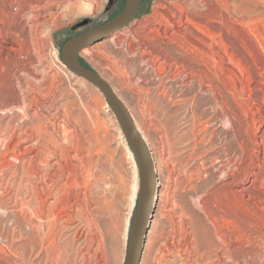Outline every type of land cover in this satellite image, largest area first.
I'll return each instance as SVG.
<instances>
[{"label":"rangeland","instance_id":"374dc122","mask_svg":"<svg viewBox=\"0 0 264 264\" xmlns=\"http://www.w3.org/2000/svg\"><path fill=\"white\" fill-rule=\"evenodd\" d=\"M30 2L22 0L18 36H0V258L9 256L10 237L20 251L32 234L41 253L34 264H44V255L52 264H111L100 243L121 221L122 264L137 168L106 99L71 73L60 51L67 39L105 24L125 0L55 4L44 16L30 14ZM200 45L214 49L209 86L186 76ZM86 49L78 60L140 122L158 174L140 264H264V179L252 182L264 154V0H143L132 22ZM96 118L105 125L102 140L92 131ZM156 121L170 129L168 139ZM234 245L251 246V255L231 256Z\"/></svg>","mask_w":264,"mask_h":264},{"label":"water","instance_id":"95a60500","mask_svg":"<svg viewBox=\"0 0 264 264\" xmlns=\"http://www.w3.org/2000/svg\"><path fill=\"white\" fill-rule=\"evenodd\" d=\"M142 1L125 0L122 9L105 24L67 39L60 51L61 60L71 73L91 83L106 99L137 168L139 183L136 214L130 228L122 264H140L154 209L153 196L158 189L156 185L157 172L148 144L122 99L103 77L78 60V54L84 48L108 37L132 22Z\"/></svg>","mask_w":264,"mask_h":264},{"label":"bare ground","instance_id":"6f19581e","mask_svg":"<svg viewBox=\"0 0 264 264\" xmlns=\"http://www.w3.org/2000/svg\"><path fill=\"white\" fill-rule=\"evenodd\" d=\"M29 1V0H28ZM58 1H60V3L58 2ZM78 2V1H81V0H31V2L30 3H32V10H30V14H31V12H33L34 13V11H39L40 13H42V11L43 10H47L49 7H51V6H53V5H55V4H63V6L66 8V9H71V8H73V6H76V5H74V3L75 2ZM24 2V1H23ZM25 3V2H24ZM28 3V2H27ZM28 5V4H27ZM59 6V5H58ZM59 9H60V7H58ZM64 8V9H65ZM86 8H87V6H86ZM89 8V7H88ZM28 9V8H27ZM51 9V8H50ZM23 11H26L27 12V10L25 9V10H23V7H22V0H0V36H2V35H14V37H17L18 36V26L17 25H21V24H19V22H18V17L19 16H22V13H24ZM48 11H49V9H48ZM51 11H53V10H51ZM61 11H63V10H61ZM46 12V11H45ZM57 12V11H56ZM32 13V14H33ZM51 13V12H50ZM62 13V12H61ZM65 13H66V11H65ZM54 14V13H53ZM28 15V14H27ZM42 15L44 16V13H42ZM50 15H52V13L50 14ZM59 15V14H58ZM57 15V16H58ZM29 16V15H28ZM40 16V14L38 13V14H35L34 15V17L32 16V15H30V17L31 18H33V19H38V17ZM56 16V15H55ZM29 17V18H30ZM30 18V19H31ZM51 18V17H50ZM53 18V17H52ZM56 18V17H55ZM54 18V19H55ZM27 21H28V19H26ZM30 21H32V20H30ZM29 21V22H30ZM39 21V20H38ZM37 21V22H38ZM55 21V20H54ZM39 23V22H38ZM37 23V24H38ZM45 23V22H44ZM43 24V23H42ZM32 25V24H31ZM35 25V24H34ZM39 25V24H38ZM37 25V26H38ZM21 28V27H20ZM30 29H32V28H30ZM26 30V29H25ZM43 31V30H42ZM29 34V33H28ZM31 34V33H30ZM48 34V33H47ZM47 36V35H46ZM23 39V38H22ZM25 39V38H24ZM23 39V40H24ZM26 40V39H25ZM27 41V40H26ZM19 43H22V41L20 42L19 41ZM38 43V42H37ZM25 44V43H24ZM38 44H40V43H38ZM21 45H23V43L21 44ZM27 45V44H26ZM129 46V45H128ZM5 47V46H4ZM22 47V46H21ZM193 47H195V48H197V47H199L198 48V52H199V55L197 56V58H194L193 57V59H192V62H189V72H187V74H186V76L188 77V78H192V79H197L199 82H200V84L202 85V86H209V84H210V75H209V66H210V62H209V52H211V54H213L214 52H213V48H212V46H208V47H202V48H200L201 47V45L200 46H193ZM6 49V48H5ZM8 49V48H7ZM10 49H11V47H10ZM9 49V50H10ZM13 49V48H12ZM85 49L86 48H84L82 51L83 52H85ZM8 50V51H9ZM39 50V49H38ZM195 50V49H194ZM16 51V50H15ZM86 51H87V49H86ZM9 52H11V50L9 51ZM197 52V53H198ZM25 53H26V51H25ZM195 53H196V51H195ZM196 53V54H197ZM6 54V53H5ZM22 55V54H21ZM24 55V54H23ZM85 55V54H84ZM19 59V58H18ZM17 59V60H18ZM42 60V59H41ZM189 61V60H188ZM18 63V62H17ZM188 64V63H187ZM214 64H215V62H214ZM37 67V66H36ZM117 70V69H116ZM115 70V71H116ZM33 71V70H32ZM187 71H188V68H187ZM2 74H5V73H2ZM58 77V76H57ZM119 77V76H118ZM132 78V77H131ZM15 80V79H14ZM41 80V79H40ZM55 80V79H54ZM67 80V79H66ZM128 82V81H127ZM12 83V82H11ZM78 83V82H77ZM127 84V83H126ZM131 84V83H130ZM214 84V83H213ZM68 85V84H67ZM134 85V84H133ZM132 85V86H133ZM54 86V85H53ZM57 86V85H56ZM50 87V86H49ZM64 87V86H63ZM134 87V86H133ZM138 87V86H137ZM3 88V87H2ZM140 89H144V87L142 86V87H140ZM51 90V89H50ZM139 91V90H138ZM143 91V90H142ZM141 91V92H142ZM147 91V90H146ZM38 92H39V90H38ZM148 92V91H147ZM146 92V94H148ZM41 93V92H40ZM39 95V94H38ZM15 96V95H14ZM76 96V95H75ZM196 96V95H195ZM6 97V96H5ZM17 97H18V95H17ZM45 97V96H44ZM90 98V97H89ZM122 99V98H121ZM193 99V98H192ZM38 100V99H37ZM14 101V100H13ZM25 101V100H24ZM49 101V100H48ZM51 102V101H50ZM56 102V101H55ZM54 102V103H55ZM76 102V101H75ZM14 103V102H13ZM19 103V102H18ZM17 103V104H18ZM1 104V103H0ZM6 104V103H5ZM28 104V103H27ZM45 104V103H44ZM96 104V103H95ZM124 104H125V101H124ZM79 105V104H78ZM126 105V104H125ZM3 106V105H2ZM12 106V105H11ZM53 106V105H52ZM81 106V105H80ZM84 106V105H83ZM7 107V106H6ZM126 107H127V105H126ZM25 108H26V106H25ZM49 108V107H48ZM128 108V107H127ZM194 108V107H193ZM67 109V108H66ZM19 110V109H18ZM21 110V109H20ZM60 110V109H59ZM128 110H129V108H128ZM151 110V109H150ZM194 110V109H193ZM9 111V110H8ZM88 111V110H87ZM130 111V110H129ZM11 112V111H10ZM27 112V111H26ZM83 112V111H82ZM4 113V112H3ZM130 113H131V111H130ZM87 114V113H86ZM197 115V114H196ZM133 116V115H132ZM201 116V115H200ZM84 117V116H83ZM89 118V117H88ZM134 118V117H133ZM172 118V117H171ZM196 119V118H195ZM12 120V119H11ZM90 120V119H89ZM207 120V119H206ZM14 121V120H13ZM71 121V120H70ZM134 121H135V123H136V126L138 127V130L140 131V133L144 136V139H145V141H146V138H145V135L143 134V132L144 131H142V128H141V125L139 124L140 122L139 121H136V119L134 118ZM191 121H193V120H191ZM205 121V120H204ZM156 122H158V121H156ZM84 123V122H83ZM195 123V122H194ZM194 123H193V125H194ZM200 123V122H199ZM198 123V124H199ZM204 123V122H203ZM76 124V123H75ZM158 124H159V126H160V128H161V131H162V133L164 134V136L168 139V137H169V134H170V129L167 127V126H165L163 123H159L158 122ZM169 124V123H168ZM190 124V123H189ZM197 124V125H198ZM201 124V123H200ZM157 125V124H156ZM167 125V124H166ZM172 125V124H171ZM58 126V125H57ZM206 126V125H205ZM92 131H93V133L97 136V138H98V140H102L101 139V137L100 136H102V132H104L105 131V125L100 121V119H98V118H96V119H94L93 120V122H92ZM173 128V127H172ZM192 128V127H191ZM194 128V127H193ZM25 129V128H24ZM33 129V128H32ZM35 129V128H34ZM14 130H15V127H14ZM195 130V129H194ZM84 131V130H83ZM31 132V131H30ZM199 133V132H198ZM196 134V133H195ZM194 133H193V135H195ZM23 135V134H22ZM25 135V134H24ZM160 135H162V134H160ZM13 136V135H12ZM19 136H20V134H19ZM26 136V135H25ZM163 136V135H162ZM43 137V136H42ZM161 137V136H160ZM196 138H197V136H196ZM11 139V138H10ZM20 139V138H19ZM46 139V138H45ZM172 139V138H171ZM200 139V138H199ZM23 140H24V138H23ZM198 140V139H197ZM175 141V140H174ZM194 141V140H193ZM16 142V141H15ZM23 142V141H22ZM37 142V141H36ZM49 142V141H48ZM47 142V143H48ZM100 142V141H99ZM42 143V142H41ZM91 143V142H90ZM146 143H147V141H146ZM175 143V142H174ZM196 143V142H195ZM37 144V143H36ZM45 144V143H44ZM69 144V143H68ZM74 144V143H73ZM1 145V144H0ZM91 145V144H90ZM99 145H100V143H99ZM73 146V145H72ZM164 146V145H163ZM170 146V145H169ZM29 147V146H28ZM37 147V146H36ZM53 147V146H52ZM70 147V146H69ZM91 147V146H90ZM149 147V146H148ZM197 147V146H196ZM195 147V148H196ZM104 148V147H103ZM166 148V147H165ZM169 148V147H168ZM26 149V148H25ZM72 149V148H71ZM70 149V150H71ZM4 150H5V148H4ZM67 150V149H66ZM69 150V149H68ZM103 150V149H102ZM102 150H100V151H102ZM47 151V150H46ZM52 151V150H51ZM64 152V151H63ZM195 152V151H194ZM4 153V152H3ZM6 153V152H5ZM23 153V152H22ZM67 153V152H66ZM130 153V152H129ZM150 153H151V156H152V152L150 151ZM22 155V154H21ZM43 155V154H42ZM75 155V154H74ZM130 155V159L132 160V156H131V153L129 154ZM41 156V155H40ZM92 157V156H91ZM40 158V157H39ZM46 158V157H45ZM153 158V157H152ZM69 159V158H68ZM48 161V160H47ZM61 163V162H60ZM132 163V165H133V169L135 170L136 169V165H135V163H134V161H132L131 162ZM182 164V163H181ZM174 165V164H173ZM119 166V165H118ZM49 167V166H48ZM88 167V166H87ZM114 167V166H113ZM100 168V167H99ZM257 171H255V173H254V180H252V182L256 185V184H259L260 182H261V180H263L264 179V154H262V164H260V163H257ZM60 171V170H59ZM61 172V171H60ZM63 173V172H62ZM192 174V173H191ZM58 175H59V173H58ZM101 175V174H100ZM158 175V174H157ZM157 175H156V178H157ZM46 176V175H45ZM89 176V175H88ZM39 177H40V175H39ZM59 178V177H58ZM43 179V178H42ZM87 179H88V177H87ZM52 180V179H51ZM85 180V179H84ZM32 181V180H31ZM55 181V180H54ZM76 181V180H75ZM68 182V181H67ZM84 182V181H83ZM174 182V181H173ZM20 183V182H19ZM22 183V182H21ZM20 183V184H21ZM34 183V182H33ZM41 183V182H40ZM55 183V182H54ZM69 183H70V181H69ZM251 183V182H250ZM64 184H66L65 182H64ZM34 185V184H33ZM51 185V184H50ZM53 185V184H52ZM69 185V184H68ZM67 185V186H68ZM156 185H157V179H156ZM48 187V186H47ZM47 187H46V190H47ZM65 187V186H64ZM109 187V186H108ZM212 187V186H211ZM40 188V187H39ZM51 189H52V187H50ZM67 188H69V186L67 187ZM70 188H71V185H70ZM196 188V187H195ZM49 189V188H48ZM57 189V188H56ZM65 189V188H64ZM135 189H136V187H135ZM41 190V189H40ZM50 190V189H49ZM53 190V189H52ZM27 191V190H26ZM45 191V190H44ZM69 191V190H68ZM174 191V190H173ZM21 192H23V191H21ZM70 192V194H71V190L69 191ZM87 192V191H86ZM128 192V191H127ZM239 192H241V191H239ZM51 193V192H50ZM50 193H48V199H49V197L50 196H52V194H50ZM63 193V192H62ZM80 193V192H79ZM228 193V192H227ZM55 194V193H54ZM105 194V193H104ZM42 195V194H41ZM43 195H44V193H43ZM62 194H60V196H61ZM92 195V194H91ZM156 195V196H155ZM247 195V194H246ZM56 196V195H55ZM70 196V195H69ZM136 196V195H135ZM205 196V195H204ZM224 196V195H223ZM243 196V195H242ZM33 197V196H32ZM44 197V196H43ZM42 197V199H44ZM63 197H65L64 195H63ZM157 197H159L158 196V194H154V196H153V200H154V204L156 203V200H159V199H157ZM70 198V197H69ZM133 198V197H132ZM226 198V197H225ZM19 199V198H18ZM40 199H41V197H40ZM40 199H38V200H40ZM41 199V200H42ZM45 199H47V197H45ZM58 199V198H57ZM65 199V198H64ZM63 199V200H64ZM52 200V199H51ZM55 200V199H54ZM107 200V199H106ZM132 200V199H131ZM176 200V199H175ZM203 200V199H202ZM201 200V202H203ZM205 200V199H204ZM217 200V199H216ZM55 202V201H54ZM53 202V203H54ZM57 202V201H56ZM60 201L58 200V203H59ZM107 202V201H106ZM206 202V201H205ZM14 203V202H13ZM33 203V202H32ZM63 203H66V201L64 202L63 201ZM131 203H133V202H131ZM15 204V203H14ZM37 204V203H36ZM203 204H204V202H203ZM202 204V205H203ZM223 204V203H222ZM17 205V204H16ZM53 205V204H52ZM56 205H59V204H56ZM63 205V204H62ZM69 205V204H68ZM67 205V206H68ZM243 205H245V204H243ZM104 206V205H103ZM107 206V205H106ZM121 206V205H120ZM47 207V206H46ZM55 208V207H54ZM63 208H64V206H63ZM53 209V208H52ZM59 209V208H58ZM106 210H107V208H106ZM44 211V210H43ZM42 211V212H43ZM24 212V211H23ZM218 212V211H217ZM53 213V212H52ZM73 213V212H72ZM114 213V212H113ZM175 213V212H174ZM185 213V212H184ZM230 213H231V211H230ZM235 213V212H234ZM46 214V213H45ZM40 215V214H39ZM31 216V215H30ZM42 217L44 216V212H43V214L41 215ZM52 216V215H51ZM64 216V215H63ZM221 216V215H220ZM223 216V215H222ZM230 215H228V217H229ZM45 218H46V216H44ZM115 217V216H114ZM184 217V216H183ZM207 217V216H206ZM218 217V216H217ZM38 218V217H37ZM118 218V217H117ZM187 218H189V217H187ZM224 218H226V217H223V219ZM232 218V217H231ZM243 218V217H242ZM67 219V218H66ZM76 219V218H75ZM114 219V218H113ZM120 219V218H119ZM53 220V219H52ZM102 220V219H101ZM109 220V219H108ZM125 220V219H124ZM225 220V219H224ZM235 220V219H234ZM234 220H231V221H234ZM238 220V219H237ZM50 221V220H49ZM109 221H112V220H109ZM114 221H115V219H114ZM242 221V220H241ZM25 222V221H24ZM52 222V221H51ZM185 222V221H184ZM235 222V221H234ZM242 222H244V223H246L245 221H242ZM32 223V222H31ZM108 223V222H107ZM111 223H113V221L111 222ZM111 223L109 222L108 223V225L110 224L111 225ZM128 223V222H127ZM215 223V222H214ZM241 223V222H240ZM250 222H248V224H246V225H250L249 224ZM226 224V223H225ZM252 224V223H251ZM14 225V224H13ZM107 225V226H108ZM109 225V228L112 226H110ZM113 225H115V224H113ZM223 225V224H222ZM253 225V224H252ZM119 228L117 229V231L115 232V233H110L111 232V230L110 231H107V233H109L108 235L109 236H107V237H105L103 240H102V242L100 243V245H101V247H102V249H103V251L105 252V254L108 256V259H109V261H110V263L111 264H118V262H119V259H120V256H121V252H122V243H123V241L124 240H122L121 241V239H120V237L119 236H122V235H120L119 234V230H120V227H121V221H120V223H119ZM126 226V225H125ZM215 226V225H214ZM234 226V225H233ZM238 226V225H237ZM240 226V225H239ZM239 226L238 227H236L237 229H239ZM216 227V226H215ZM253 227V226H252ZM115 228V227H114ZM184 228V227H183ZM234 228V227H233ZM13 229V228H12ZM116 229V228H115ZM122 229H123V227H122ZM128 229V228H127ZM194 229V228H193ZM219 229V228H218ZM247 229H248V227H247ZM251 229V228H250ZM126 230V229H125ZM241 229H239V231H240ZM256 230V229H255ZM220 231V230H219ZM241 231H243V229L241 230ZM252 231V230H251ZM257 231V230H256ZM77 232V231H76ZM122 232H123V230H122ZM244 232H247V231H244ZM125 233V232H124ZM195 233V232H194ZM206 233V232H205ZM209 233V232H208ZM223 233V232H222ZM240 233V232H239ZM255 233H257V232H255ZM49 234V233H48ZM218 234V233H217ZM221 234V233H220ZM224 234V236H225V233H223ZM241 234V233H240ZM244 234H246V233H244ZM253 234H254V231H253ZM22 235H23V233H22ZM126 235V234H125ZM252 235V234H251ZM258 235V234H257ZM256 235V236H257ZM6 236H8V235H6ZM85 236H87V235H85ZM124 236V235H123ZM219 236V235H218ZM250 236V235H249ZM10 237V236H9ZM29 240L28 241H25L23 244H22V247H21V250L20 251H16L15 249H12L11 248V246H12V240H13V237H10L9 239V247H10V250H9V254H7V255H9V256H7V258H0V264H34V258H35V256L37 255H40L41 253L39 252V251H37L36 249L39 247V243H40V241H39V239L36 237V236H34V235H32V234H30L29 236ZM126 237V236H125ZM124 237V238H125ZM128 237V236H127ZM195 237V236H194ZM237 237H242V235L241 236H239V234H238V236ZM247 237V236H246ZM250 237H252V236H250ZM250 237H248V239L250 238ZM254 237L255 236H253L252 238H251V240L252 241H254V242H256V240H257V238L256 239H254ZM260 237V236H259ZM84 238V237H83ZM221 238H223V239H225V237H223V235L221 236ZM244 238V237H243ZM194 239V238H193ZM195 239H196V237H195ZM227 239V238H226ZM261 239V238H260ZM94 240V239H93ZM126 240V239H125ZM230 240V239H229ZM127 241V240H126ZM193 241V240H192ZM249 241V240H248ZM48 242V241H47ZM86 242V241H85ZM230 242V241H229ZM235 242V241H234ZM240 242V241H239ZM244 242H247V241H244ZM251 242V241H250ZM52 243V242H51ZM125 243V242H124ZM127 243V242H126ZM150 243V242H149ZM221 243V242H220ZM219 243V244H220ZM232 243V242H231ZM249 243V242H248ZM247 243V244H248ZM48 244V243H47ZM83 244V243H82ZM234 244H236V243H234ZM240 244V243H239ZM251 244V243H250ZM257 245H258V243H256ZM99 245V244H98ZM126 245V244H125ZM206 245V244H205ZM215 245H216V243H215ZM235 246V245H234ZM249 246V245H248ZM248 246H244V245H241V246H239V245H237V246H235V247H233L232 248V250H230L229 252H230V255L232 256V255H238V253H237V251H240L243 255H248V254H250L251 253V249H248V248H245V247H248ZM259 246V245H258ZM210 247V246H209ZM214 247V246H213ZM249 247H251V246H249ZM260 247V246H259ZM223 248V247H222ZM253 248V247H252ZM255 248V247H254ZM84 249V248H83ZM101 249V250H102ZM259 249V248H258ZM123 250H124V248H123ZM196 250V249H195ZM43 251V250H42ZM161 251V250H160ZM206 251V250H205ZM86 252V251H85ZM36 253V255L34 256V254ZM55 256H56V259L58 258V256L60 255V251H59V249L57 248L56 250H55ZM253 253V252H252ZM80 254V253H79ZM254 254H255V252H254ZM228 255V254H227ZM251 255V254H250ZM45 256V262H44V264H47L48 263V261H47V257H48V255H44ZM64 256V255H63ZM185 256V255H184ZM230 256V257H231ZM253 256V255H252ZM208 257V256H207ZM220 257V256H219ZM218 257V258H219ZM249 257V256H248ZM60 258V257H59ZM232 258H236V257H232ZM238 258V257H237ZM85 259V258H84ZM201 259V258H200ZM241 259V258H240ZM239 259V260H240ZM122 260H123V258H122ZM121 260V261H122ZM234 260V259H233ZM253 260H254V258H253ZM81 261V260H80ZM87 261V260H86ZM104 261V260H103ZM235 261H236V259H235ZM78 262V261H77ZM105 262H107L106 260H105ZM238 262V261H237ZM239 263V262H238ZM249 263V261L247 262V264ZM251 263H253V262H251ZM35 264H41L40 262H37V263H35ZM48 264H52V263H48ZM107 264V263H106ZM108 264H109V262H108ZM205 264H206V262H205ZM237 264V263H236ZM241 264V263H240ZM244 264V263H243ZM250 264V263H249Z\"/></svg>","mask_w":264,"mask_h":264}]
</instances>
